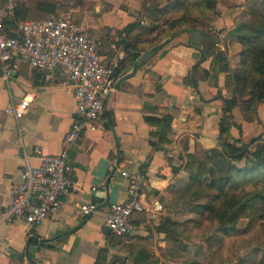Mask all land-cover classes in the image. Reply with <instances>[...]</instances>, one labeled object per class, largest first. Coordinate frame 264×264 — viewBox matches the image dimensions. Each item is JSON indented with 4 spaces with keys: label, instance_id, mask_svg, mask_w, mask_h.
I'll use <instances>...</instances> for the list:
<instances>
[{
    "label": "crops",
    "instance_id": "crops-1",
    "mask_svg": "<svg viewBox=\"0 0 264 264\" xmlns=\"http://www.w3.org/2000/svg\"><path fill=\"white\" fill-rule=\"evenodd\" d=\"M244 1L233 0V8L222 6V13L213 18L212 24L219 29L213 48L197 42L190 31L163 39L136 73L117 85L137 60L123 63L98 128L86 130L71 146L67 172L73 187L39 225L23 218L0 222V264H25L28 254L41 264H167L164 227L175 219L168 206L180 195L179 187L186 188L192 180L195 154L220 151L224 141L264 138V101L257 104L253 119L240 106L233 107L228 134H221L218 126L230 91L229 72L221 68L216 51H224L230 68L238 65L241 45L230 31L243 21ZM82 2L87 7L80 23L100 42L106 58L122 57L120 63L126 58L121 38L141 37V54L154 46L140 34L141 22H147L140 20L142 0ZM133 22L139 24L131 33L118 32ZM26 95L31 103L24 116L17 119L7 113L12 99ZM75 109L71 90L56 81H44L28 63L21 62L8 81L0 65V217L11 203L10 189L21 181L25 165L40 163L34 148L40 145L51 154L61 151ZM123 169L146 175L144 208L134 213L131 233L116 235L106 232L101 212L85 217L79 205L128 201Z\"/></svg>",
    "mask_w": 264,
    "mask_h": 264
},
{
    "label": "built area",
    "instance_id": "built-area-1",
    "mask_svg": "<svg viewBox=\"0 0 264 264\" xmlns=\"http://www.w3.org/2000/svg\"><path fill=\"white\" fill-rule=\"evenodd\" d=\"M20 1L0 0L2 77L8 81L19 64L26 62L41 72L44 81L62 84L76 99L75 117L63 137L61 151L51 154L40 145L34 148L40 163L25 165L21 181L10 189L11 203L0 217V222L23 218L31 225H39L59 207L61 196L73 187L67 172L71 146L86 130L98 128L105 101L115 88L122 57L106 58L97 38L69 12L45 19L20 20L11 34L5 20L14 14ZM30 103L28 95L18 101L12 99L6 111L18 119L28 112ZM121 174L128 181V201L82 202L79 205L85 217L101 212L105 224L116 235L131 233L134 213L144 208L146 175L127 169L121 170ZM154 204L160 206L158 201Z\"/></svg>",
    "mask_w": 264,
    "mask_h": 264
},
{
    "label": "rangeland",
    "instance_id": "rangeland-1",
    "mask_svg": "<svg viewBox=\"0 0 264 264\" xmlns=\"http://www.w3.org/2000/svg\"><path fill=\"white\" fill-rule=\"evenodd\" d=\"M22 1L30 5L29 19H42L51 13L41 5V2L45 0ZM47 1H55L58 4L55 12H73L78 19L84 12L83 7H87L82 0ZM177 2L179 1L142 0L141 6L149 7V9L140 15V20L143 18L147 21L145 24L140 21L142 29H144L140 34H145L144 37H152L151 33H157V30L153 31L152 29L154 26H161L164 29L166 17L171 16L172 18L186 12V22L197 23L218 36L219 29L212 24L213 18L222 13V6L234 7L231 4L233 0H217L215 4H206L205 9H199L200 4L195 6L193 5L194 0H190L189 4L185 2L176 10ZM242 5L245 9L243 14H240V16L243 15L240 20L243 19V21L230 31L231 35L234 32L244 31L246 25L256 24L260 20V14H264V0H245ZM156 7H161L163 10L159 12ZM153 19L159 20L154 22ZM149 29L150 32L147 35ZM262 144H264V138L251 145V151ZM194 158L197 160L194 161L196 165L201 164L203 170L201 178L204 179L202 181L192 179L188 181L186 188L180 186V195L168 206L171 215H175L172 219H175L165 222L164 227L168 236L166 238L167 264H258L264 254V201L256 199L253 207L250 206L247 211L240 213L237 219L232 222L235 224V228L227 232L219 231L220 224L217 220L210 219L208 209V204L214 196L216 197L218 191L210 188L209 182L211 178L229 174L230 164L224 162L222 150L213 151L209 155L199 152L195 154ZM241 187H244L242 191H246L245 196L248 197L255 192L254 189L262 190L264 188V180H259L254 186L244 184ZM228 195L230 196V194Z\"/></svg>",
    "mask_w": 264,
    "mask_h": 264
},
{
    "label": "trees",
    "instance_id": "trees-1",
    "mask_svg": "<svg viewBox=\"0 0 264 264\" xmlns=\"http://www.w3.org/2000/svg\"><path fill=\"white\" fill-rule=\"evenodd\" d=\"M178 1L176 10L184 5L185 2L186 4L190 2V0ZM216 1L217 0H194L193 5L198 6L196 4H200L199 9H205L204 6H206V4H215ZM41 5L51 12L49 13L50 15H47L45 18L60 13V11L55 12L58 7L55 1L45 0L41 2ZM147 9H149V7H144L142 13ZM156 9L159 10V12L163 10L161 7H156ZM30 11V5L21 0L14 14L5 20V24L11 34H14L12 29L17 26L20 20L29 19L28 13ZM185 13L172 18L171 16L166 17V26L164 29L161 26H154L152 29L153 31L157 30L156 35L154 37L147 36L143 40L150 45H154L152 49H156L163 43L161 42V44L156 45L155 43L158 41H162L163 39L167 41L184 31L196 29L211 36L215 44L216 36L214 37L211 31L206 32L205 28L197 23L186 22ZM188 14L190 15V12H188ZM75 19L80 22L78 18L75 17ZM157 20L159 19H153L154 22H157ZM138 24L139 22L130 23L118 32L120 34L127 33L128 35L138 27ZM234 34L241 45L239 63L235 68L229 67V62L224 51H216V56L221 68L223 71L229 72L226 83L230 91V96L224 98L223 115L218 125L221 134L229 133L232 125L231 112L233 107L240 106L246 117L253 119L256 117L255 110L257 109V104L264 101V14H260V20L256 24L250 26L246 25L244 31L234 32ZM140 38L141 37L138 36L132 39L121 38L120 42L126 47L127 56L121 62L117 70L118 74L122 72L124 68L123 63L126 60L135 61L141 55L143 49L140 45V41L142 40ZM167 119L168 118L165 117V120ZM262 138V135H259L253 137L249 142H242L236 139L233 141H224L222 143L221 150L224 152V162L230 164L229 174L227 173L223 177L211 178L209 187L217 190L218 193L216 197L214 196L215 198L213 197L210 204H208L210 219L219 222V231L227 232L235 228V224L232 222L237 219L240 213L247 211L250 206L253 207V203L256 199L264 201V188H262V190L254 189L253 191L255 192L247 197L245 196L246 191H242L244 187H241L244 184L254 186L259 180H264V144L256 147L252 151L250 148L255 142L261 141ZM213 151L215 152V150ZM196 161L197 160H195V162ZM202 175L203 170L201 169V164L195 165L191 171V178L196 181H202V179H204L201 178ZM228 194H230V196ZM258 264H264V254L259 259Z\"/></svg>",
    "mask_w": 264,
    "mask_h": 264
},
{
    "label": "water",
    "instance_id": "water-1",
    "mask_svg": "<svg viewBox=\"0 0 264 264\" xmlns=\"http://www.w3.org/2000/svg\"><path fill=\"white\" fill-rule=\"evenodd\" d=\"M190 35L199 43L202 44H206L208 49L213 48L214 46V40L211 36H208L206 34H204L203 32H201L200 30H196V29H192L190 30ZM155 50L154 49H148L145 52H143L139 58L137 59V61L134 64L133 70L131 72H128L126 74H124L123 76H121V78L117 81V85H119L120 83H122L124 80L132 77L138 67L143 64V62H145L146 60H148L153 54H154ZM117 144L119 145V141L117 139ZM118 152L120 153V149L118 150ZM111 231V229L107 226L106 228V232ZM28 258V262H26L25 264H41L38 261H36L35 259L32 258V256L30 254H28L27 256Z\"/></svg>",
    "mask_w": 264,
    "mask_h": 264
}]
</instances>
